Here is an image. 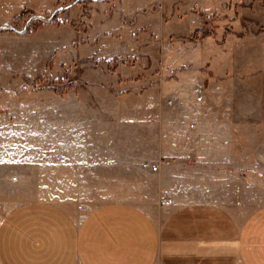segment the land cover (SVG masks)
<instances>
[{
	"label": "rangeland",
	"instance_id": "obj_1",
	"mask_svg": "<svg viewBox=\"0 0 264 264\" xmlns=\"http://www.w3.org/2000/svg\"><path fill=\"white\" fill-rule=\"evenodd\" d=\"M166 158L264 205V0H0V217L157 213Z\"/></svg>",
	"mask_w": 264,
	"mask_h": 264
},
{
	"label": "crops",
	"instance_id": "obj_2",
	"mask_svg": "<svg viewBox=\"0 0 264 264\" xmlns=\"http://www.w3.org/2000/svg\"><path fill=\"white\" fill-rule=\"evenodd\" d=\"M177 166L159 167L157 213L113 201L79 218L52 201L18 204L0 217V264H264V205L240 222L229 190Z\"/></svg>",
	"mask_w": 264,
	"mask_h": 264
},
{
	"label": "built area",
	"instance_id": "obj_3",
	"mask_svg": "<svg viewBox=\"0 0 264 264\" xmlns=\"http://www.w3.org/2000/svg\"><path fill=\"white\" fill-rule=\"evenodd\" d=\"M143 167L145 169H148V170H151V171H154V172H157L159 170V165L155 164V163H151L149 161H146L143 163ZM174 204V200L172 198H165L163 201H162V205L163 206H171Z\"/></svg>",
	"mask_w": 264,
	"mask_h": 264
}]
</instances>
